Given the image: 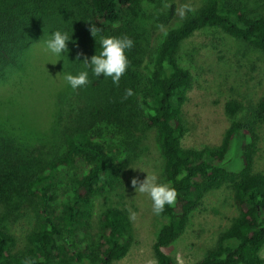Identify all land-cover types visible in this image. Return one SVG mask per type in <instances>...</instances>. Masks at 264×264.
Segmentation results:
<instances>
[{"label":"trees","instance_id":"16d2710c","mask_svg":"<svg viewBox=\"0 0 264 264\" xmlns=\"http://www.w3.org/2000/svg\"><path fill=\"white\" fill-rule=\"evenodd\" d=\"M54 1L0 0V78L20 64ZM84 2L91 23L116 36L126 26L127 11L142 0ZM175 14L173 4L167 24ZM212 27L264 53V12L256 13L244 0H205L180 24L167 27L142 62V86L134 85L138 98L93 103L81 123L60 132L56 150L0 133V207L13 205L14 197L36 200L35 224L24 245L0 224V264H23L26 258L36 264H112L127 255L134 233L125 208H104L95 229L92 221L96 198L120 183L136 124L156 132L164 181L178 192L175 205L162 213L166 222L153 243L156 264H176L166 248L184 233L206 194L225 185L233 190L237 213L193 264H264V172L256 169L264 96L255 103L226 102L230 124L218 145H182L188 131L183 105L193 76L180 61L181 47L197 31Z\"/></svg>","mask_w":264,"mask_h":264},{"label":"rangeland","instance_id":"374dc122","mask_svg":"<svg viewBox=\"0 0 264 264\" xmlns=\"http://www.w3.org/2000/svg\"><path fill=\"white\" fill-rule=\"evenodd\" d=\"M205 0H142L125 15L126 26L119 35L103 33L105 37L127 36L134 47L126 52L130 66L119 86L111 77H96L84 64L102 50L99 36L95 39L88 31V8L84 0H58L50 3V16L36 31V38L25 50L20 64L9 68L0 78V133L26 144H45L47 150L60 145V132L81 123L88 108L95 102L123 98L125 90L134 91L138 98L144 74L142 62L149 59L164 30L180 24L195 13ZM256 13L264 12V0H244ZM165 4L170 7H164ZM176 5V14L167 24L169 11ZM189 4L195 11L181 18L177 9ZM56 31L66 32L70 41L68 51L55 55L47 50L46 42ZM78 53H83L77 59ZM180 61L193 76L192 87L183 105L188 131L182 139L184 147L201 148L218 145L230 124L225 111L229 99H242L255 103L264 96V53L240 42L217 27L197 31L182 44ZM88 71L91 83L73 90L65 81L67 73L73 75ZM129 135L127 163L120 183L95 200L93 227L97 228L101 211L110 205L135 213L132 219L133 242L127 255L112 264H156L153 243L160 227L166 222L161 214L152 211V201L146 194H138L131 180H144L148 173L156 174L159 183L163 177L164 158L156 139V132L136 124ZM260 150L256 169L264 172V126L260 128ZM1 201V200H0ZM13 205L3 202L0 224L6 225L18 238L26 242L27 233L35 224L36 200L14 197ZM237 213L233 190L225 185L210 191L202 205L190 217L184 233L166 251L176 264H193L212 247L221 230L228 226ZM264 258V246L261 249Z\"/></svg>","mask_w":264,"mask_h":264},{"label":"clouds","instance_id":"9594fccd","mask_svg":"<svg viewBox=\"0 0 264 264\" xmlns=\"http://www.w3.org/2000/svg\"><path fill=\"white\" fill-rule=\"evenodd\" d=\"M164 7H170V5L165 4ZM192 11H195V9L189 4H185L177 9V13L181 18H183L187 12ZM88 31L95 39L99 36V43L102 50L99 54L93 55L90 59L85 56L83 61L84 64L91 68L92 73L96 77H101L102 74L104 77H111L113 84L118 87L122 76L130 66L131 62L126 52L134 47V41L127 36L105 37L102 35V28L97 27V25L93 23H89ZM70 40L66 32L62 33L61 31H56L46 42L47 50L55 55L67 52L68 42ZM81 55H83V53H78L77 59H79ZM64 79L74 91L91 83L88 71H81L75 75L67 73ZM134 94L131 88L126 89L123 99H127ZM181 178L182 177H177V179ZM131 185L138 194H146L151 199L152 211L157 216L164 213L166 206L175 205L178 198L177 190L170 183H159L156 174L148 173L144 180L134 177L131 180ZM130 218L135 219L136 214L132 213ZM23 264H36V261L32 258H26Z\"/></svg>","mask_w":264,"mask_h":264}]
</instances>
